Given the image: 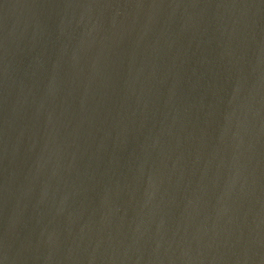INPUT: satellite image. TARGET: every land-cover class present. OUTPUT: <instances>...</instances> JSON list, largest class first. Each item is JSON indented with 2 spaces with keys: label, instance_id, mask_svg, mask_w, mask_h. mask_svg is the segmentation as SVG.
<instances>
[{
  "label": "water",
  "instance_id": "1",
  "mask_svg": "<svg viewBox=\"0 0 264 264\" xmlns=\"http://www.w3.org/2000/svg\"><path fill=\"white\" fill-rule=\"evenodd\" d=\"M0 264H264V0H0Z\"/></svg>",
  "mask_w": 264,
  "mask_h": 264
}]
</instances>
